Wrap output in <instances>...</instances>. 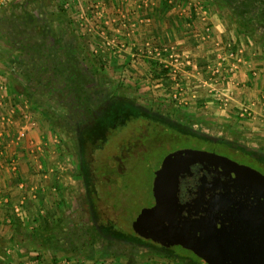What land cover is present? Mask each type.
<instances>
[{"label":"crops","instance_id":"obj_1","mask_svg":"<svg viewBox=\"0 0 264 264\" xmlns=\"http://www.w3.org/2000/svg\"><path fill=\"white\" fill-rule=\"evenodd\" d=\"M30 1L34 11L53 8L43 12L42 23L50 24L68 56L100 54L91 62L98 70L109 63L108 74L101 69L106 80L140 90L146 103L176 108L195 127H220L239 144L251 139L264 149V41L236 23L223 0ZM99 30L117 47L104 52L96 44L91 51L88 43L99 42ZM134 55L142 62L131 65ZM1 66L0 264H94L91 255L72 252L70 231L84 203L75 197L70 207L65 128L52 126L47 99L20 90L21 81L4 77Z\"/></svg>","mask_w":264,"mask_h":264},{"label":"rangeland","instance_id":"obj_2","mask_svg":"<svg viewBox=\"0 0 264 264\" xmlns=\"http://www.w3.org/2000/svg\"><path fill=\"white\" fill-rule=\"evenodd\" d=\"M223 1L224 10L229 16L233 17L239 26L244 27V31L252 32L257 36L260 35V32V38L264 41V0ZM31 3L32 1L30 0H19L16 3H11L8 7H6L7 9H0V65H2L1 68L4 73V77H9L11 80L15 78L20 80L22 84L27 83V80L25 79V71L23 70L25 68L35 69V62H38V59L35 56V52L37 51V47L35 46L36 43L41 40L39 39L40 37H37L34 33V28L37 25H44L41 18L44 14L43 12H46L47 10L48 13H50L53 10L50 6L42 5L37 7V11H34V7ZM58 7L59 5L56 6V8ZM38 18L40 19L37 20ZM96 25L94 28L97 30ZM123 25L125 24L122 22V26ZM100 32L102 31L99 30V34ZM48 37L50 41L51 36L48 35ZM100 37V43H88V47L91 51L94 50L93 52H95V48L97 47L96 44L103 45L102 48L104 52H107L108 48L117 45L116 42H112V39L107 38L105 35L100 34ZM37 44H39V42ZM91 51L88 53L91 54ZM29 54L33 56V59H30ZM98 55H95V53L90 56L84 54L82 57H87L90 62L91 60L95 62ZM102 55L104 56L106 54ZM137 56L139 57L138 59L134 57L131 59V65L132 63L135 64L142 62L143 57L140 55ZM62 57L64 58L66 56L62 55ZM15 60L18 61L13 63ZM101 60L103 61V59ZM21 61L28 63L23 64ZM104 65V70H106V74H108L107 69H109V63H104ZM21 66L24 69L22 68L19 74H15L13 69ZM7 68L12 70V74L8 72ZM61 76H63V74H61ZM99 76H94L97 80L95 79L94 82H90V86H84V90L90 91L91 89L90 94L92 95V101L89 104H83L80 105V107L78 106L79 111H76L75 109L78 95H75V92L73 91V95H75L73 97L72 93L67 90V83L64 79L56 78V75H54L52 71H46L42 76H39V83H50V87H48L49 89H47L46 92H49L52 96L56 95V93L53 94L54 91L61 89L64 90V99L61 100L65 107L60 106L59 108L66 109V111H63L62 113L67 120V136L64 138V142H66L64 146V154L67 153L65 160L68 161L69 165L65 168V173L68 177L65 182H68L72 192V194H70V207L71 205L73 207L72 203L75 197H77L79 201L82 200L84 203L82 213L83 217L79 218L77 224H72L73 231H70L72 241L77 247L75 248L74 245L72 247V252H83L87 256L91 255L94 260H96L94 264L98 262L108 264V260H111L112 257H122L128 261L133 260V262H128L126 264H203L202 262L195 260L190 255L179 256L174 254L172 256L171 254H167L161 250L152 249L147 245L133 246L131 243L119 237L115 232L108 230L109 225L104 226L100 222L99 212L93 205L89 194L85 169L81 166L83 163L82 146L79 145L78 147L75 140V138L78 137V131L76 129L78 124L81 122H87L88 120L92 121L93 125H91V127L95 130L94 126L103 118L104 115L102 112L98 111L99 106H102V108L112 107L110 101L112 103L113 101L119 102L120 105L126 101L125 105L128 106L127 108L130 107L132 110L139 109L152 112L150 114L160 118L165 123L167 122L166 124L176 126L183 131L184 126L201 137L223 141L233 146L243 148L246 152L259 160L258 164H260L259 162L261 160H264V149L259 147V145L251 139L245 140L246 144H242V142L239 144L236 135H224L219 131L220 127L215 128L213 131L208 130V128H204V126L195 127L186 119V114L181 111H177L176 108H168L166 104L156 102V99L147 98L148 102L146 103V98L141 96L142 92L140 90H130V88L125 84L112 83L108 80L104 83H100L98 80H105V77L103 74L100 77ZM67 79L69 80V78ZM91 80L94 79L92 78ZM68 85H72V88L75 89L74 84L70 83ZM112 85L116 87H113ZM46 92L40 89L38 94L43 95V93ZM82 95L83 94H81V96ZM54 105L58 106L60 103L56 102ZM126 136L127 135L123 136V141L126 140V138H124ZM129 137H127V139ZM176 141L171 143H162L159 146L153 147V149L151 148L150 152H148L145 149L146 147L143 143L144 140L138 138H134L133 141H129V139L126 140L125 142L128 144L127 149L129 151V155H126L121 160L125 171L119 176L115 174L112 167H109L108 165L113 163L112 160H109L108 164L104 168L102 167L106 164L104 158H101L100 155H97L94 158V164L97 168H104L101 175L112 176L114 178L120 177L119 180L123 183L124 189L122 190V194V191L117 189L118 187H116L117 190H113L112 193L114 194L113 197L117 200L114 211L115 216L117 217L118 222L122 221L124 227L129 228L132 221L139 217L141 221L150 226V228L145 229L143 233L158 239L160 235L158 230L160 228L163 229L165 224L168 227L170 226L169 220L160 211L163 208H161V204L158 201V199L160 200L159 196L161 195V191L160 188L157 187L158 185H161L165 179V168L168 167L171 162L181 158L197 157L209 154L201 149L193 147L189 140L186 142L182 139H180V141ZM244 146H246V148ZM112 148L113 151L118 154V151L115 150L114 146H112ZM131 152H134V154H131ZM226 160L233 162L229 159ZM246 166H248L246 169L256 171L247 163ZM255 168L258 172H264V168L258 167L257 164ZM113 224H117V222L115 221ZM155 242H157L156 244L161 243L159 241ZM68 245L70 244L68 243ZM63 253L66 255V252ZM68 254L72 255L71 252H68ZM192 256L195 255L192 254ZM60 263L82 264L76 261H70V259L61 262H54V264Z\"/></svg>","mask_w":264,"mask_h":264},{"label":"trees","instance_id":"obj_3","mask_svg":"<svg viewBox=\"0 0 264 264\" xmlns=\"http://www.w3.org/2000/svg\"><path fill=\"white\" fill-rule=\"evenodd\" d=\"M42 21L45 20L42 19ZM35 31L34 33L37 37H40L39 39L41 40L38 41L39 44H37V42L35 46L37 47L35 56L38 59V62H35V69H24L22 66L13 69L15 74H19L22 68L24 69L23 71H25V79L27 80V83L22 84L21 82L20 90L28 93L31 89L35 94H38L40 89L46 92L47 89H49L48 87H50V83H39V76H42L46 71H52L54 75H56V78H61L66 81L67 90H69L72 95L73 91L75 92V95H78L75 109L76 111H79L78 106L80 107V105L89 104L92 101V95L90 94L91 89L90 91L84 90V86H90V82L92 83V81L94 82L96 79L94 76H101V69H104V66L101 65L99 67L100 70H98L91 64L87 57L81 58L71 54L68 56L62 46L63 41L56 37L53 38V35L50 34V32H53L54 30L47 22H45L44 25L35 26ZM48 35L51 36L52 43L51 40L49 41ZM29 55L30 59H33V56L31 54ZM62 55L66 57L63 58ZM17 61L18 60H15L13 63ZM21 63L24 64L28 62L21 61ZM61 74H63V76H61ZM67 78H69V80ZM92 78L94 80H91ZM98 81H100V83H104L106 82V79ZM70 83L75 85L76 90L72 88V85H68ZM63 92L64 90L61 89L54 91L53 94L56 93L54 96L49 94V92L39 95L47 99L48 114L51 116L52 126L54 128L64 127L66 131L67 120L62 113L63 111L65 112L66 109L59 108L60 106L65 107L61 100L64 99ZM81 94L83 95L81 96ZM75 95H73V97ZM56 102L60 103V105L55 106L54 104ZM125 102L126 101L120 105L119 102L113 101L112 103L110 101L112 107L102 108V106H99L98 111L102 112L104 115L103 118L94 126L95 130L91 127L93 122L89 120L87 122L79 123L76 128L78 131V137L75 138V140L78 147L79 145L82 146L83 163L81 166L85 169L89 194L93 205L99 212L100 222L104 226L109 225L108 230L115 232L119 237L131 243L133 246L147 245L152 249L161 250L167 254H171L172 256L174 254L179 256L190 255L195 260H198L203 264H208L203 258L194 254L191 250L185 248L181 243H179L173 237V232L170 228L163 226V229H161L159 227L160 229L158 228V231L160 232V235L158 239H155L152 236H148L143 233L145 229L150 228V226L141 221L139 217L132 221L129 228L124 227L122 221L118 222L114 212L117 200L113 197L114 194L112 192L117 189L122 191L124 189L123 183L119 180L120 177H115V179L112 176L101 175V173L104 171V168L108 164L109 160L113 161V163L108 165L109 167H112L115 174L119 176L124 173L125 169L121 160L126 155H129V151L127 149L128 144L125 141L128 139L129 141H133L134 138L144 140L143 143L148 152H150L151 148L153 149V147L159 146L162 143H171L182 139L185 142L189 140V142L192 143L191 145L195 148L201 149L209 154H216L225 159L232 160L245 168L248 167L246 166V163L251 166V168H255L256 164L258 167L264 168V160H261L259 162L260 164H258L259 160L246 152L243 148L233 146L223 141L201 137L184 126L183 131L176 126L166 124L167 122L165 123L160 118L150 114L152 112L139 109L132 110L130 107L127 108L128 106L125 105ZM59 109H61V113L58 112ZM124 135H127L124 137L126 138L125 141H123ZM127 137L129 138L127 139ZM112 146H114L115 150L118 151V154L113 151ZM131 154H134V152H131ZM97 155H100V157L104 158V161H106V164L102 166L104 168H97L94 164V158ZM260 174L262 175V173ZM116 187L118 188L116 189ZM122 193L123 191L121 194ZM168 219L170 223L173 221L170 217ZM115 221L117 224H113ZM155 241H159L161 243L156 244L157 242ZM74 245L75 244L73 243V246ZM75 248H77L76 245ZM192 254L195 256H192ZM131 262H133V260H131Z\"/></svg>","mask_w":264,"mask_h":264},{"label":"water","instance_id":"obj_4","mask_svg":"<svg viewBox=\"0 0 264 264\" xmlns=\"http://www.w3.org/2000/svg\"><path fill=\"white\" fill-rule=\"evenodd\" d=\"M165 173L158 201L179 243L208 264H264L263 175L216 154Z\"/></svg>","mask_w":264,"mask_h":264},{"label":"built area","instance_id":"obj_5","mask_svg":"<svg viewBox=\"0 0 264 264\" xmlns=\"http://www.w3.org/2000/svg\"><path fill=\"white\" fill-rule=\"evenodd\" d=\"M15 1H18V0H0V8H5V7H8L11 3L15 2ZM134 58H139L137 55H134L133 56ZM2 89V86H0ZM24 120L25 121H28L29 120V116H24ZM13 163H15V157H11L10 159ZM16 210L18 211L19 210V207H16ZM60 264H67V263H60ZM96 264H107V263H104V262H98Z\"/></svg>","mask_w":264,"mask_h":264},{"label":"flooded vegetation","instance_id":"obj_6","mask_svg":"<svg viewBox=\"0 0 264 264\" xmlns=\"http://www.w3.org/2000/svg\"><path fill=\"white\" fill-rule=\"evenodd\" d=\"M253 169H255V170L257 171L256 168H253ZM257 172H258V171H257ZM258 173H261V172H258ZM262 175L264 176V172L262 173ZM171 223H172V222H171ZM171 223H169L170 226H172ZM170 226H169V227H170ZM170 230H171V228H170ZM204 261H205V260H204ZM205 262H206V261H205Z\"/></svg>","mask_w":264,"mask_h":264}]
</instances>
